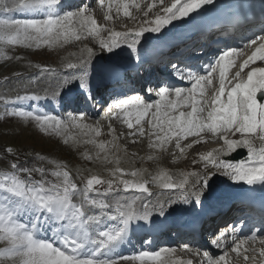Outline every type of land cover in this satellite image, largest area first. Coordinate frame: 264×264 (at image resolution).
Segmentation results:
<instances>
[{
    "label": "snow or ice",
    "instance_id": "6c2138e0",
    "mask_svg": "<svg viewBox=\"0 0 264 264\" xmlns=\"http://www.w3.org/2000/svg\"><path fill=\"white\" fill-rule=\"evenodd\" d=\"M161 2L163 3V0ZM62 3L63 0H0V45L53 47L70 39L81 41L92 37L98 40L102 51L112 55H117L115 50L126 46L134 56V60H129V67H135L142 59L138 45L146 33L155 34L153 38L160 40L169 25L175 27L174 21L187 22L192 19L193 13L199 14L206 10L205 6L213 5L215 0H172L170 5L162 7V14L157 13L154 19L145 20L137 29L123 32L98 25L93 17L91 5L85 4L83 0L74 10L73 7H62ZM99 3L104 7V0H99ZM152 7L150 4L149 9ZM110 10L111 0L109 12L105 15L106 20L112 19ZM16 14L24 18H13ZM124 15L131 16L127 6H124ZM104 31L108 32L106 38L101 35ZM248 48L253 50L239 65L241 71L257 61L264 62V36H258L255 40H249L243 48L223 50L213 64L205 66L206 75L192 71H189L186 77L182 74L181 79L186 78L190 82L191 86L188 88L160 86L156 92L159 99L154 103L144 102L139 95L123 100L116 99L114 106L120 109L123 116L120 117L115 112L113 116L122 119L129 129V136L144 135L142 121L148 117L147 134L150 138H155L150 147L162 149L174 138L176 148L181 153L184 151L180 145L182 138L210 132L223 141V145L199 156L204 168H215L221 175L230 177L234 182H244L248 185L259 183L264 186V103L258 102L257 99V92L264 90V67H251L246 78L241 76L240 71L231 79L227 76L232 65L229 58L243 54V49ZM94 56L92 48H87L86 56L80 57L75 63H66L64 67L72 71L59 81L58 88L65 90L70 85H78L77 100L83 98L85 103L94 104ZM176 67L172 65L174 71ZM127 70L124 68L123 72L126 73ZM217 70L219 87L210 97H206V90L212 85V77ZM41 71L51 74L56 70L42 66ZM106 79L113 84H120L122 73L109 72ZM147 91L152 93L155 89L149 84ZM54 95L63 101L64 97L60 91H56ZM40 99L42 97L38 95H18L14 99L0 96L6 106ZM7 115L31 117L41 128H53L57 134L62 125V121L52 115H34L33 112L23 110L9 111ZM84 116L85 113L81 112L73 122L83 120ZM89 131L100 135L98 128H89ZM229 134H239L240 139L229 138ZM100 147L103 149L104 144ZM241 149L246 150L244 159L238 162L223 159L224 156ZM195 163L194 160L193 164ZM11 169L9 173L0 174V195L3 196L0 200V264H124L129 260L140 261L141 264H147V261L170 264V257L174 255L172 249L142 251L135 256L117 259H113V254L134 226H144L141 221L147 222L151 227L157 216L167 218L171 215L176 210L173 206L177 203L202 208L204 198L211 188L210 181L217 174L212 171L206 176L199 172L188 173L178 182L168 177L167 182L159 184L160 188L172 192L175 196V199L169 198L167 209L162 204L152 205L148 202L152 193L146 186L147 181L121 180L119 184L108 181L106 192H118L122 184L125 194L132 193L131 197H127L123 202L117 200L116 214L109 215L112 204L89 199V192L99 193L96 186L105 183L97 176L87 180L82 200L78 205L72 200L73 196L79 195L77 184L71 180L68 171L53 173L57 179L62 176L63 180L61 183H52L44 178L42 168H27L13 162ZM34 172L39 173L41 179L34 180ZM115 173L123 174V170L116 168L113 174ZM21 174H26V178ZM132 175L135 176L136 173ZM189 176L195 177L194 183L189 182ZM85 203L98 207L102 216L88 215L84 208ZM258 212L261 216V226L252 231L251 236L237 240L235 237L243 231V227L228 225L211 243L223 248L228 242L226 238L231 236L232 251L238 257H243L244 264H264V247H244L247 241L254 242L259 233L264 232V206H261ZM103 216L116 222L115 226L109 227L105 224L103 230H100ZM49 231L54 233L52 237L48 236ZM259 243L264 245V237L259 239ZM184 250L201 256L199 251L193 252L188 245H184ZM162 252L165 254L163 258ZM249 252L252 253L251 256L248 255ZM201 259L206 264H233L228 252L214 257L204 251ZM174 264H192V261L180 260Z\"/></svg>",
    "mask_w": 264,
    "mask_h": 264
},
{
    "label": "rangeland",
    "instance_id": "374dc122",
    "mask_svg": "<svg viewBox=\"0 0 264 264\" xmlns=\"http://www.w3.org/2000/svg\"><path fill=\"white\" fill-rule=\"evenodd\" d=\"M156 1L162 3L161 0ZM150 4L153 5L151 9H149ZM154 4L153 0H115L111 3V20L105 19L106 13L109 12V5L98 7L96 10L91 8V11L98 25L114 30L118 26L130 27L133 23L144 22L145 17L157 14L161 11V7H164V5L156 4L157 6H154ZM124 6L128 7L132 16L124 15ZM19 15L16 14L13 18H23ZM101 35L106 38L108 32L104 31ZM82 40L70 39L53 47L41 46L40 48L0 45V96L13 99L18 94L26 95L34 89L44 92L49 89V85L53 86L55 80L49 78L48 73L41 71L42 66L60 68L66 63H75L81 56L87 55V48H92L94 53L97 51L99 54L102 53V50L98 48L97 39L89 37ZM51 75L60 76L63 75V72L59 70L57 74L51 73ZM15 108L12 106L8 109L4 101L0 100V174L11 172V164L17 162L27 168H42L45 173L44 178L52 183H61L63 177L57 179L53 173L68 171L71 180L77 184L79 195L73 196L72 200H76L78 205L82 200L86 182L92 176H97L105 181L104 184L96 186L101 190L108 188V181L119 184L121 180L146 179V186L152 193L150 198L154 200L163 194L172 193L160 187V189L153 188L163 179L171 177L173 181L178 182L184 174L199 172L206 176L210 170L217 172L215 177L219 174L218 170H213L215 168L205 169L198 156V153H203L201 149L209 148L208 150L212 151V149L222 147L223 141L219 139L216 143L210 140H206L205 143L204 140L203 142L197 141L198 144H195L196 141L193 140L192 144L190 142L188 145L191 148L188 149L187 140L182 143L180 141V145L184 149L181 153L176 148L174 138L162 149L150 147V143L155 138L148 136V124L142 123L145 130L144 135L129 136V129L122 119L113 116L112 113L105 115V118H103L104 116L96 119L85 117L83 120L75 122L73 120L77 115L70 119L55 116L65 123H62L59 134H57L53 128H41L31 117L7 115V112L17 110ZM24 109L26 107L23 108V111H25ZM26 111L33 112L31 109ZM92 120L93 122H91ZM85 125L88 127H84ZM93 127L99 129V136L95 135V132L89 131V128ZM134 138L137 140L135 143L132 142ZM230 138L237 139V134L231 135ZM101 144H104L103 149L100 147ZM194 160L195 164H193ZM116 168L123 170V174L115 173L114 175ZM132 173H136V175L134 176ZM21 175L26 178V174ZM32 175L34 180L41 179L37 172ZM194 181L195 177L189 176V182L193 183ZM131 195L132 193L125 194L123 185L120 184L118 192L99 195L95 191H90L89 199L98 202V200H107V197L127 198ZM0 199H3L2 195H0ZM84 206L88 207V215L96 213L91 211L87 203ZM237 263L233 261V264ZM137 264L140 263L137 262Z\"/></svg>",
    "mask_w": 264,
    "mask_h": 264
},
{
    "label": "bare ground",
    "instance_id": "6f19581e",
    "mask_svg": "<svg viewBox=\"0 0 264 264\" xmlns=\"http://www.w3.org/2000/svg\"><path fill=\"white\" fill-rule=\"evenodd\" d=\"M167 1H169V0H164L163 1V4L162 5H164V7L165 6H167ZM224 3H225V1L223 2V1H219L218 2V4H217V8L218 9H221L222 8V6L224 5ZM205 9L206 10H203V11H201L199 14H196V16H202V15H204L205 13H206V11H207V7L205 6ZM161 10H162V7H161ZM158 13H161L162 14V12L160 11V12H158ZM134 15V14H133ZM156 15V14H155ZM132 16V15H131ZM151 16H153V15H151ZM132 19V18H131ZM130 20V19H129ZM146 19L144 18V21H145ZM131 22V21H130ZM142 23H139V22H136V26L135 25H132V26H130V27H128L129 29H133L134 27H137L138 28V26H140ZM119 27V26H118ZM120 28H123V26L122 27H120ZM125 28V27H124ZM128 28L127 29H123L121 32H123V31H127L128 30ZM137 28H135V29H137ZM83 41V40H82ZM74 45V44H73ZM75 46H77V45H75ZM72 47V46H71ZM98 48H99V50H101V48H100V46H98ZM82 57V56H81ZM100 58V57H104V56H102V55H99V52L97 51L96 53H95V56L93 57V58ZM77 62V61H76ZM51 69H55L56 71L55 72H53V73H56L57 74V72L60 70L61 72H63V75H60V76H56V75H51V74H49L48 75V77L49 78H51V79H53V81L55 80V81H60V80H62L66 75H68L69 73H70V71H72V70H68V69H66L64 66H62V67H60V68H56V67H53V68H51ZM36 72V71H35ZM64 73H65V75H64ZM46 77V76H45ZM53 82L54 84H53V86L51 87L50 85H49V89H47V91H50V90H56L57 88H58V84H59V82ZM31 83V82H30ZM41 83V82H40ZM42 84V83H41ZM40 84V85H41ZM31 86V85H30ZM35 87V86H34ZM37 88V87H36ZM45 88V87H44ZM19 89V88H18ZM33 89V88H32ZM31 90V89H30ZM44 90V89H43ZM28 92V91H27ZM33 93L34 92H37V90H33L32 91ZM22 93V92H21ZM23 94H24V92H23ZM28 94V93H27ZM19 95V94H18ZM142 100L144 101V102H146V103H154L155 102V98L154 97H151L150 95H148V94H144L143 96H142ZM43 101H45V98L43 99ZM112 110V109H111ZM79 115H77V117H78ZM85 117H87V118H99V117H101V116H96V114L94 113V112H92L91 114H87V115H85L84 116V118ZM103 117V116H102ZM103 118H105V115H104V117ZM70 119V118H69ZM88 120V119H87ZM85 121V120H84ZM81 122V121H80ZM89 122V121H88ZM91 122H93V120L91 121ZM144 122H146V121H144ZM62 123H64V122H62ZM70 123V122H69ZM65 124V123H64ZM81 124V123H80ZM63 125V124H62ZM232 134H229V138H230V136H231ZM240 137V135L239 134H237V138H239ZM133 141H134V143L137 141L136 140V138H134V139H132ZM187 140V149L188 148H191V147H189L188 145H190L189 143L192 141L193 142V140L194 141H196L195 142V144H198V142L200 141V142H203L204 140H205V143H206V140H210L211 142H214V143H216V141L218 140V138L217 137H214L210 132H207V131H205V132H203V133H201L199 136H196V135H193V136H187V137H184V138H182L181 139V142H184V141H186ZM132 141V142H133ZM198 141V142H197ZM209 141V142H210ZM192 142H191V144H192ZM223 144V143H222ZM200 146V145H199ZM221 148V147H220ZM209 148H205L204 150L203 149H201V151L203 152L202 154H204V153H207V152H209V151H211V149L210 150H208ZM216 149V148H215ZM200 151V150H199ZM212 151H213V149H212ZM198 152V151H197ZM201 155V152L200 153H198V156H200ZM195 156H196V154H195ZM197 157V156H196ZM224 159H227V160H230L229 159V156H224L223 157ZM244 159V158H243ZM201 167V166H200ZM213 170H217V169H213ZM210 171H212V170H210ZM214 172V171H213ZM217 173V172H216ZM222 176H225V175H221L220 173L216 176V177H213L212 178V180L210 181V185H212V184H214V183H216V184H218V182H216L217 181V179H219V181L220 180H222L221 179V177ZM195 182V181H194ZM193 182V183H194ZM153 188H156V189H158L156 186H154ZM103 190H106L107 188H102ZM172 198V199H175V196L173 195V194H164V195H162V196H160V197H158V203L156 204V205H163L164 207H165V209H167L168 208V200H169V198ZM107 199V201L106 200H102L101 202H105V203H110V204H112L113 205V208H112V210L108 213V214H110V215H115L116 213H115V207H116V202H117V200H121V202H123L124 201V199H126V198H114V197H107L106 198ZM78 200V199H77ZM79 201V200H78ZM148 202L149 203H152V201H151V198L150 197H148ZM74 203H76L77 204V202H74ZM138 204L140 203L139 201L137 202ZM182 205H185V204H183V203H177V204H175L173 207L176 209L177 207H179V206H182ZM84 208H85V211L87 210V208L88 207H86V206H84ZM89 208H91V211H94V212H96V216H102V213L100 212V210L99 209H97L96 207H92V206H90L89 205ZM141 210H142V205H141ZM103 219H105V220H108L107 219V217L106 216H103V218H102V220ZM109 221V220H108ZM115 223L116 222H112V221H110V227H114L115 226ZM141 224L143 223V221H141L140 222ZM121 246V245H120ZM120 246L117 248V252H116V254L115 255H113V258L114 257H119V256H124L125 254H127V252H123V254H122V252H120ZM260 247H264V245H259ZM162 249H172V248H169V247H164V248H161L160 250H162ZM159 250V251H160ZM174 250V255H172L170 258H172L173 256H176V255H178L179 254V250L177 249H173ZM184 253H186L187 251H183ZM210 253H211V255H214L215 254V252H214V250H211L210 251ZM249 255H251L250 253H249ZM163 257H165V254L162 252V258ZM232 258H235V257H232ZM127 263H134V264H137V261H133V260H131V261H128ZM126 263V264H127ZM239 263H241V261L239 262ZM147 264H156V262L155 261H147ZM171 264V263H170ZM244 264V263H243Z\"/></svg>",
    "mask_w": 264,
    "mask_h": 264
}]
</instances>
